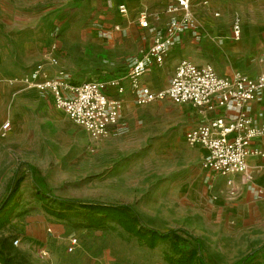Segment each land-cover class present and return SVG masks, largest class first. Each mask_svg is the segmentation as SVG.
<instances>
[{
  "label": "rangeland",
  "instance_id": "1",
  "mask_svg": "<svg viewBox=\"0 0 264 264\" xmlns=\"http://www.w3.org/2000/svg\"><path fill=\"white\" fill-rule=\"evenodd\" d=\"M95 1L0 0V201L23 161L35 166L39 184L56 196L131 204L147 226L185 228L206 250L209 176L200 153L184 139L188 125L200 120L197 111L167 99L144 106L130 103L125 129L91 140L49 95L20 81L28 67L50 55L60 65L52 70L62 69L74 82L107 78L129 65L139 38L123 28L118 5L106 8ZM243 12L246 21L263 23L264 0H255L254 8ZM159 78L158 87L164 83ZM7 120L11 127L3 135ZM121 140L120 149L112 146ZM21 173L19 205L0 227V245L14 264H168L163 259L167 242L149 249L112 222L105 228H84L80 216L48 214L27 168ZM73 237L77 245L68 252ZM250 264H264V246Z\"/></svg>",
  "mask_w": 264,
  "mask_h": 264
},
{
  "label": "built area",
  "instance_id": "2",
  "mask_svg": "<svg viewBox=\"0 0 264 264\" xmlns=\"http://www.w3.org/2000/svg\"><path fill=\"white\" fill-rule=\"evenodd\" d=\"M118 10L121 14L127 12L124 4H120ZM167 10L180 14L171 16L165 29L156 34L152 45L133 57L125 72L103 79L74 82L62 69L49 75L46 65L57 66V59L49 57L23 72L20 81L28 88L48 93L54 106L83 129L91 140H99L126 128L121 114L128 93L138 106L167 99L204 110L223 107L226 109L223 115L187 129L185 140L189 145L204 149L202 166L206 170L221 176L242 174L249 179L248 158L263 155L252 146V141L264 136V115L257 123L249 113V103L264 90V73L256 77L240 71L219 75L211 64L181 59L167 87L156 89L145 84L142 80L145 73L154 64L164 62L181 33L192 31L199 36L191 12V0H176ZM138 21L142 27L148 26L145 11L138 14ZM239 35L240 20L236 18L233 36L238 38ZM10 127V122L5 121L2 134L5 135ZM258 192L262 193L261 190ZM76 245L77 239L70 238L68 252H72ZM42 254L47 255V251Z\"/></svg>",
  "mask_w": 264,
  "mask_h": 264
},
{
  "label": "crops",
  "instance_id": "3",
  "mask_svg": "<svg viewBox=\"0 0 264 264\" xmlns=\"http://www.w3.org/2000/svg\"><path fill=\"white\" fill-rule=\"evenodd\" d=\"M98 1L106 8H114L120 4L126 6L127 12L120 13L125 18L123 28L131 29L135 37L139 38L138 52L133 57L152 45L156 34L165 29L172 15L180 14L167 10L176 0ZM254 1L238 0L236 6L225 0H191V12L199 36L192 31L181 33L164 62L160 65L154 64L145 73L142 78L144 83L156 89L167 87L169 85L167 78L169 74L172 77L174 68L181 59H188L196 64H211L219 75H231L235 71H240L250 77H256L264 73V22L255 19L246 21L244 12L242 13V8L253 9ZM88 2L93 5L96 1L88 0ZM235 6L236 9H233ZM142 11L147 13V27H142L138 21V14ZM216 13L218 15H215ZM236 18L240 20L238 38L233 36V22ZM49 57L52 56L42 61H47ZM164 63L170 73L165 72ZM46 66L49 75H53L55 72L52 68L60 66L59 60L57 59V66L50 64ZM127 69L128 65L122 69L123 71L114 74L125 72ZM158 77L161 81L164 80L160 87L156 86ZM40 93L49 95L46 92ZM130 103L136 104L133 96L128 93L121 114L125 124V110ZM185 106L197 111L200 117L199 121L190 123L187 129L226 113L223 107L204 110L190 105ZM249 113L257 123L261 122V116L264 115V90L258 98L249 103ZM189 146L194 147L196 154L200 153L202 165L204 149L200 146ZM252 146L260 150L263 155L248 158L249 179L242 174L221 176L211 173L202 166L209 176L205 194L207 199L212 201V210L210 214H206V221L210 227L206 235L208 241L203 240L205 245L214 249L216 254V258L211 257L212 250L208 247L205 250L204 245L202 246L203 254L209 264H234L249 251L264 243V235L258 234L264 232V136L254 139Z\"/></svg>",
  "mask_w": 264,
  "mask_h": 264
},
{
  "label": "trees",
  "instance_id": "4",
  "mask_svg": "<svg viewBox=\"0 0 264 264\" xmlns=\"http://www.w3.org/2000/svg\"><path fill=\"white\" fill-rule=\"evenodd\" d=\"M22 167L30 173L31 184L35 196L42 202L43 209L56 218L67 219L72 215L80 216L84 228H105L109 222L120 227L128 235L149 249L155 248L159 242H167L168 249L163 252V259L168 264H209L202 251L199 239L182 227L160 230L147 226L135 208L128 203H110L96 200L59 197L45 190L38 182L35 166L27 162H19L10 176L5 195L0 201V227L9 221L11 213L18 207V191L24 180ZM189 241L193 242L190 246ZM253 249L234 264H250L253 256L261 250ZM0 263L14 264L13 257L5 253L0 245Z\"/></svg>",
  "mask_w": 264,
  "mask_h": 264
},
{
  "label": "bare ground",
  "instance_id": "5",
  "mask_svg": "<svg viewBox=\"0 0 264 264\" xmlns=\"http://www.w3.org/2000/svg\"><path fill=\"white\" fill-rule=\"evenodd\" d=\"M123 140H121V141H117V142H114L113 144H112V146L114 147V148H116V149H120V147L122 146V144H123Z\"/></svg>",
  "mask_w": 264,
  "mask_h": 264
}]
</instances>
